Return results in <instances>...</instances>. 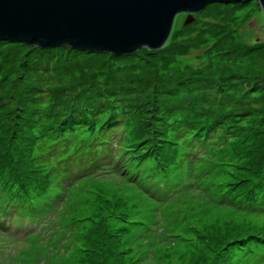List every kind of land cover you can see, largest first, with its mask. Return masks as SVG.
<instances>
[{
    "label": "rangeland",
    "instance_id": "rangeland-1",
    "mask_svg": "<svg viewBox=\"0 0 264 264\" xmlns=\"http://www.w3.org/2000/svg\"><path fill=\"white\" fill-rule=\"evenodd\" d=\"M188 16L177 15L162 48H141L127 55L0 40V164L28 178L40 206L61 192L55 177L54 187L46 192L39 180H29L35 176L25 151L30 137L64 121L101 119L109 113L90 106L112 109L122 126H128L129 144L136 143L139 127L162 131L161 138L166 135L159 125L164 120L155 118L166 105L168 125L178 118L193 123L210 115V121L233 134L210 153L200 148L205 157L195 167L184 155L188 148L176 144L180 165L172 168L173 177L160 180V186L146 181H153L146 167L138 169L144 190L128 171L84 177L73 188L69 183L55 212L51 210L57 206L42 208L32 220L18 214L10 233L0 230V260L5 255L9 260L1 264L264 262V12L259 0H250L211 3L186 23ZM192 71L204 73L201 88L211 74L218 82L232 73L248 76L258 85L251 88L246 82L227 91L206 85V93L195 101L196 110H174L193 97L185 91L199 86L185 76ZM168 87V101L155 94ZM98 95L107 96L112 104H103ZM241 97L248 111L240 104ZM197 115L202 116L194 118ZM111 130L122 144V128ZM162 140L159 144L166 145ZM175 146L169 147V156ZM205 170L211 175L199 178ZM13 210L16 215L15 206ZM35 222L39 230L32 228ZM150 228L155 232H148Z\"/></svg>",
    "mask_w": 264,
    "mask_h": 264
},
{
    "label": "trees",
    "instance_id": "trees-1",
    "mask_svg": "<svg viewBox=\"0 0 264 264\" xmlns=\"http://www.w3.org/2000/svg\"><path fill=\"white\" fill-rule=\"evenodd\" d=\"M201 74L204 73H201L199 71L186 73L185 76L191 79V81L197 82L199 86L193 85L190 90L185 91L184 93L186 94L192 93V96L194 98L191 97L190 100L183 102L186 106L178 107V105L181 104L173 106L174 110H181L183 112H193V110H196L194 106L195 101L200 95L206 93V85H209L212 88L215 86H221L222 89L224 88V90L226 91L231 86L240 87L238 85H242L246 82L250 83V85L247 86H250L251 88H255V86L258 85L256 84L257 82L250 81L248 79V76L240 77L235 76L233 75L234 73H232L218 82L217 76L215 74H211L209 83L204 84V86L201 88L203 84V77L201 78ZM244 74H248V71H245ZM196 76H198V78H195ZM168 90L171 89L169 87L165 90L161 89L156 91L155 94L158 92L157 95H161L168 101ZM195 91H197L196 94H194ZM169 94L174 95L175 92L171 91L169 92ZM228 94L229 93L227 92L226 95ZM98 96L103 98V104L105 105H111L113 102L107 96ZM240 102L242 107L245 108L246 111H248V106L246 103H244L243 97L240 98ZM196 103L198 104V102ZM166 106L162 107V109L159 110V113L162 112V114L155 117L157 119L164 120V123L159 124L161 126L160 128L163 129V133L165 131L166 134H163V138H161L162 131L160 133H156L155 129H152L153 131H148L143 127H139L138 131L134 134L136 136V143L131 140V144H129L130 142H127L128 126L125 125V127H123V121L120 119V117L113 113L111 111L112 109H107V107H105L104 105L90 106L92 110L97 109L98 107L109 110V113L105 114L101 119H92L88 117L86 119H75L74 121L70 120L68 122L64 121L59 127H54V125H52L47 129L41 130L40 133H33V135H31L30 137L31 142L29 143V146L25 148L27 161L29 162L30 167H32V171H34L35 174L34 178L32 177L29 180H34L33 183L39 180L42 192H46L48 187L52 186L49 178V175L51 176L50 166L57 165L59 167V165L72 160V166L78 169V166H81L83 160L86 158L88 163L96 169V172L99 171V173L103 174L102 176L114 173H120L124 175V171H128L129 174L127 176L130 177V173L134 172V177L136 180L135 183L139 185L142 190H144L142 181L139 179L142 175H139L138 169H140L141 167H146L148 171L152 172L150 176L154 178L153 181H151L150 179H147L146 181H151L156 186H160V180H169V176L173 177L172 168H178L180 165V154L178 148L175 146L176 144H184L188 148L189 153L186 155V157H188V163L194 164L192 165V167H195L200 161L203 160V157L205 156L202 155H204L205 152H209L210 148L214 146H220L224 140H229L230 137L233 136L232 131L229 128L223 129V127L219 124L216 125L215 123L210 121V115H206L207 119L203 121L193 123L190 122L193 120L189 121L178 118L175 119L173 123L168 125V122L170 121V114L168 113ZM114 107L116 106L114 105ZM152 107L153 113L156 114L157 109L154 108V105ZM98 111L104 110L98 109ZM202 115H197L194 118ZM114 116H116L117 118H115ZM78 127H80L82 130L84 129L87 133L78 130ZM114 127L122 128V144L121 142L119 143L116 140V136L111 130ZM161 139H163L162 141L166 143V145H163L164 147L159 144V141ZM110 144L112 146H110ZM171 145L175 146V150L173 149L174 154L172 156H169L168 151ZM120 148L121 150H123V154L118 153L115 155V152H117ZM200 148H204V153L200 150ZM110 154L112 155L110 156ZM112 157L114 160H112ZM102 160H110V162L104 163L102 162ZM107 168L111 170L106 171ZM136 170H138V172H135ZM86 171L87 169H85V166H83L81 170L77 172V176L76 179L74 177V181L78 182L80 179L88 176L89 174ZM18 173L19 172H17L15 169L7 168L6 164H0V205L7 203L6 206L8 207L9 203H17V206L25 210V213H27L29 216H33V213L37 208L46 209L49 207H54V201L46 202L42 206H40L37 193H35L34 190L30 191V189L28 188V186L32 183H26V181H28V178H21V175H19ZM39 174H41L44 181L41 180L40 176V179L38 178ZM210 175L211 172H207L205 170V174L203 176H200L199 178H207ZM198 181L200 183V181L203 180L198 179ZM89 190L92 189L89 188ZM177 192L180 195L182 194L180 193L181 191ZM57 197L59 199L54 198V200H56V202L59 201L58 203L60 204L64 199H61V196ZM165 199L166 198L156 199V202H161ZM67 214L63 216L62 220L67 217ZM153 231L154 230L152 228L148 230V232ZM141 246L142 245L138 247ZM6 256L7 255H5L3 262H6L8 260ZM261 259L264 260V254ZM0 262H2V260H0ZM7 262L9 263V260ZM256 264H264V262L261 261L257 262Z\"/></svg>",
    "mask_w": 264,
    "mask_h": 264
},
{
    "label": "water",
    "instance_id": "water-1",
    "mask_svg": "<svg viewBox=\"0 0 264 264\" xmlns=\"http://www.w3.org/2000/svg\"><path fill=\"white\" fill-rule=\"evenodd\" d=\"M248 1L0 0V40L127 55L162 48L180 13H188L189 23L211 3Z\"/></svg>",
    "mask_w": 264,
    "mask_h": 264
}]
</instances>
